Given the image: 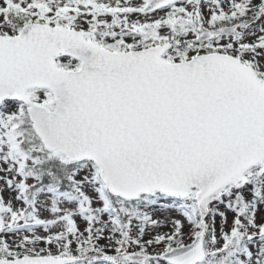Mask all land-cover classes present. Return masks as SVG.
I'll list each match as a JSON object with an SVG mask.
<instances>
[{
	"label": "snow or ice",
	"instance_id": "1",
	"mask_svg": "<svg viewBox=\"0 0 264 264\" xmlns=\"http://www.w3.org/2000/svg\"><path fill=\"white\" fill-rule=\"evenodd\" d=\"M0 264H264V0H0Z\"/></svg>",
	"mask_w": 264,
	"mask_h": 264
}]
</instances>
